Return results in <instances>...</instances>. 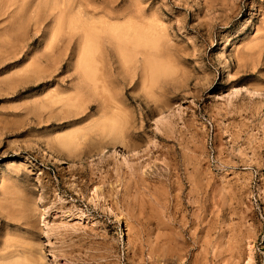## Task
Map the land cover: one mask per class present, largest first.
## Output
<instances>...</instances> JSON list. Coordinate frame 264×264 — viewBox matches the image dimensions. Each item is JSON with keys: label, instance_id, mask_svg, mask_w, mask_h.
<instances>
[{"label": "rangeland", "instance_id": "374dc122", "mask_svg": "<svg viewBox=\"0 0 264 264\" xmlns=\"http://www.w3.org/2000/svg\"><path fill=\"white\" fill-rule=\"evenodd\" d=\"M0 264H264V0H0Z\"/></svg>", "mask_w": 264, "mask_h": 264}]
</instances>
